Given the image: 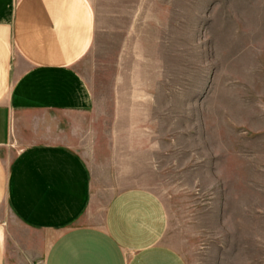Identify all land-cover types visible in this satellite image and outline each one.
Masks as SVG:
<instances>
[{
	"label": "rangeland",
	"instance_id": "rangeland-1",
	"mask_svg": "<svg viewBox=\"0 0 264 264\" xmlns=\"http://www.w3.org/2000/svg\"><path fill=\"white\" fill-rule=\"evenodd\" d=\"M91 3L80 68L113 142L94 181L156 195L186 264H264V0Z\"/></svg>",
	"mask_w": 264,
	"mask_h": 264
},
{
	"label": "crops",
	"instance_id": "crops-1",
	"mask_svg": "<svg viewBox=\"0 0 264 264\" xmlns=\"http://www.w3.org/2000/svg\"><path fill=\"white\" fill-rule=\"evenodd\" d=\"M96 29L91 0H0V264H186L156 195L94 181L113 143L80 68Z\"/></svg>",
	"mask_w": 264,
	"mask_h": 264
}]
</instances>
